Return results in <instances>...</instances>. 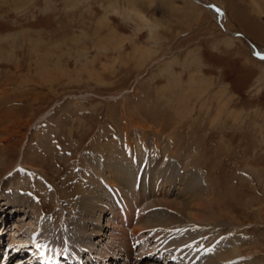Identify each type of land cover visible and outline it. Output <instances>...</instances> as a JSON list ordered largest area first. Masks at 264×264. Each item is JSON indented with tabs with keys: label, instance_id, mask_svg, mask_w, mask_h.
I'll list each match as a JSON object with an SVG mask.
<instances>
[{
	"label": "rangeland",
	"instance_id": "obj_1",
	"mask_svg": "<svg viewBox=\"0 0 264 264\" xmlns=\"http://www.w3.org/2000/svg\"><path fill=\"white\" fill-rule=\"evenodd\" d=\"M198 2L0 0V201L15 204L1 217L5 248L11 234L28 256L53 246L85 255L99 237L73 246L43 236L55 222L70 229L79 214L86 221L77 232H100V214H83L79 204H93L86 191L99 184L100 223L116 216V227L102 230L95 256L111 234V247L120 246L119 207L128 202L125 234L144 240L135 253L136 239L126 237L129 264H183L189 252L204 264L223 245L226 264H264V0ZM129 144L138 160H130L135 180L124 192L101 169L109 152L119 156ZM149 171H165L170 183L159 189ZM189 196L209 200L211 214L191 223L197 238L185 246L182 237L180 256L173 229L140 225L154 226L163 203L186 205ZM234 248L241 255L232 260Z\"/></svg>",
	"mask_w": 264,
	"mask_h": 264
},
{
	"label": "bare ground",
	"instance_id": "obj_2",
	"mask_svg": "<svg viewBox=\"0 0 264 264\" xmlns=\"http://www.w3.org/2000/svg\"><path fill=\"white\" fill-rule=\"evenodd\" d=\"M196 3H199L198 0H194ZM229 32V31H228ZM252 48H253V51L254 53L256 54H259L260 56H263V52L262 51H259L255 48L254 45H252ZM123 147V146H122ZM7 152V151H6ZM117 152V151H116ZM115 153V152H114ZM120 154V152H118ZM123 153H126V155H122ZM121 153L119 156L117 155H113V153L109 152L104 160V164L102 166V169L101 170H104L105 172H102L103 173V176L105 178H107V180H109L108 182H111L112 184L116 185V186H119L123 189V191L125 192V190H127V188H130L132 182L135 180L134 179V174L136 173L134 168L135 166H133L134 164H132V162H130V160H134V161H137L138 159L136 157L133 156L134 154V150H133V147L131 144L127 145L126 148H125V151ZM127 156V157H126ZM129 156V157H128ZM95 160V159H94ZM93 161V160H92ZM94 162V161H93ZM93 164V167L91 168V171L93 173V177H96V175L100 174L101 170L98 169L97 167V170L95 169V166L97 165V163H92ZM189 167V166H188ZM88 170V169H87ZM149 176H151L152 178H149L150 179H155V183H158L159 185H161L159 187L160 188H164L166 184H169L170 183V179H167V175L165 174L164 175V172H159V173H156L154 171H149ZM189 171H186L185 175L182 178L183 181H185V178L187 176H189ZM95 175V176H94ZM176 175V174H175ZM195 175V173L192 175V177ZM15 176V175H14ZM92 176V175H91ZM89 177V176H88ZM166 177V178H165ZM192 177L189 179L191 180ZM16 179H13L14 180V184L16 185L15 186V189H20L18 188L19 185H20V182H17V180L20 181L21 177L19 175L15 176ZM23 178V177H22ZM189 178V177H187ZM95 179V178H94ZM29 180V179H28ZM31 180V179H30ZM102 180V179H101ZM188 180V181H189ZM193 180V179H192ZM12 182V181H11ZM142 184L146 185V180H143V178L141 179L140 181ZM160 182V183H159ZM96 184V183H95ZM106 184V183H105ZM163 185V186H162ZM85 187V189L87 188V186L83 185ZM97 186V185H96ZM158 185L156 186L155 185V188H157ZM190 188V187H189ZM192 188V187H191ZM88 190H90V192L86 191L87 193H89L88 196H90V198H92L93 200V204L90 203L88 204L87 200H83L81 201V203H79L80 205L82 204L81 208H82V212L83 214L86 213L87 214H100L99 218L98 219H95L93 220L94 223L96 224V227L100 229V232H96L94 231V233H88L86 229L85 232L83 234L77 232L78 228L81 227V225H83V223L81 222H85L86 219L82 218V216L79 214L77 217H79V221L77 220V222H69L70 223V229L68 228H65L63 227L62 225H58L55 223L51 224L50 225V230L48 231L47 235H44V239L43 240H51L52 243L54 245H57V243H60V240L62 241L64 238H66L68 240V242L75 246L76 244L79 245L80 243H84L87 241V239H90L91 241L95 238V237H104L102 236L103 234V231H105V228L108 229V228H114L116 222L113 221L114 218H116V216H112L111 218H108L107 220V223L105 224L104 222L101 224V220H102V215L103 212L99 211V206L95 203L96 200L98 199H101L102 198V195L100 194V187H99V184H98V187H95L94 184H90L88 185ZM132 190V189H131ZM165 190V189H164ZM194 191V189H191ZM191 190H187L186 189V192L185 193H182L185 195H190ZM16 192V191H15ZM135 192V191H134ZM113 193V192H112ZM116 193V192H115ZM117 194V193H116ZM115 195V194H114ZM140 195V194H139ZM137 196L136 197V202H139V197L140 196ZM131 197V196H130ZM5 199H8L9 200V203L7 204H4L2 205L4 202V200H1L0 201V228L1 227H4L5 223H6V219H1V217L3 215H5V218H8L10 216V214H12V206L14 207V202L11 200V198H9V196L6 198V196H4ZM115 198V197H114ZM127 198V197H126ZM128 199V198H127ZM188 199H190L186 205L183 204V203H170V204H164L161 205L159 207L162 208L160 212H158L157 214H154L152 215L154 220L153 222L155 223L154 226H148L147 224H145V220L142 221L144 222L143 225H140L142 228L141 229H149L150 230V233L153 232V228L154 229H158L161 228V229H164L162 227H167L168 230L170 229H173L174 232H176L175 236H177L174 240H175V245L176 246V243L177 242H180V245H177V248H180L177 253H179V255H185V252L183 251V247H182V237L185 236L183 239L187 240L186 242H184L183 244H185V246L187 245H194V237L197 236H192L190 235V232L193 233L192 230H195V229H189L190 228V225L191 223H196V224H205L208 222V219L210 217L209 214H211V212L209 211V209H211V202L209 200H206V199H201L199 197H196L194 199H192L190 196L188 197ZM6 201V200H5ZM118 201V200H117ZM128 201H130V199H128ZM112 202V201H111ZM177 202V201H176ZM118 203V202H117ZM92 204V205H91ZM124 204V203H123ZM157 204V203H156ZM94 205V206H93ZM169 205V206H167ZM212 205V204H211ZM11 206V207H10ZM129 203L127 202V206H123V207H119L120 208V215H121V219H122V227H119V228H122V232H121V236H123L124 238H120L119 241H120V246H116L115 248H112L111 246L114 245V242H115V235L114 234H111V237L112 238L111 240H109V242L107 243V248H106V253L104 255H100L99 256H95L94 254H97V253H94L93 251L97 250V246L100 244L98 243H95V241H98L99 238H96L95 241H92L93 243L90 244L91 247V250H88L86 251V254H81L82 251H80L79 249H71L69 250V248H60L58 249L57 247L53 246L54 250L57 251V255H56V258H55V264H66L64 259L62 260V258L66 257V254H68V257L71 261H70V264H108L109 262H113L112 263H115V264H121L119 263V261H121V258H123V260H126L127 258V262H130L132 261V251H131V247L130 245L128 244V248L125 244V242L127 241L126 237H129L127 234H125V231L127 232V228L125 227L126 224L124 221H126L128 224L127 226L130 225V220H129V213H131V210L127 209L129 207ZM134 206V204H133ZM163 206V207H162ZM171 206V207H170ZM208 206V207H207ZM80 207V206H79ZM131 207V206H130ZM173 207V209H172ZM98 209V211L94 212L92 211L93 209ZM137 209V208H136ZM158 209V210H159ZM175 209V210H174ZM128 210V212H127ZM166 211L164 213H166L165 215L163 216H166V215H169V218L167 219V221L164 223V225H162L161 221H158L160 220V217L162 216V213L163 211ZM116 211V210H115ZM81 212V210H80ZM94 212V213H93ZM85 213V214H86ZM114 213V212H113ZM141 213V212H140ZM78 214V213H77ZM114 215H117V212L114 213ZM139 214H137V218L139 219ZM25 218H21L20 220H18L19 222H22ZM132 219V223H133V217L131 218ZM135 219V218H134ZM207 219V220H206ZM82 220V221H81ZM141 220V219H139ZM138 220L139 224L140 221ZM143 220V219H142ZM67 223V222H66ZM147 223V222H146ZM188 224V225H187ZM99 225V227H98ZM7 226V225H6ZM46 227H48L49 225H45ZM20 227V226H19ZM116 227V226H115ZM138 227V226H137ZM18 228V226H17ZM53 228H55L57 231L54 232V231H51ZM188 228V229H187ZM193 228V226L191 227ZM2 229V228H1ZM6 227L1 231L0 230V264L1 263V260H2V257L4 256L5 257V261L6 262L5 264H13V262H15V260H19L21 262L24 263V261H26L27 257H28V253L26 251L25 248L26 246L22 245V247H16V245L14 246V243H16V238L15 236L12 238H10V235H9V239H12V240H9L8 239V242H12L10 243L9 245L6 246V248L3 246L4 244H6V240L4 238V244L2 242V236L4 235L3 233L7 231ZM20 229V228H19ZM176 229H178V231H176ZM61 231L58 233V231ZM103 230V231H102ZM152 230V231H151ZM165 230H167L165 228ZM191 230V231H189ZM80 231V229H79ZM102 231V232H101ZM135 229L132 230L133 233L137 234ZM183 231V232H182ZM87 232V233H86ZM147 232V231H146ZM167 232V231H166ZM128 233V232H127ZM165 233V231H164ZM168 233V232H167ZM196 233V232H194ZM104 235V234H103ZM133 235V234H132ZM18 236V235H17ZM160 236H161V233H160ZM118 238V237H117ZM86 240V241H84ZM123 240V242H122ZM158 241H160V238L158 239ZM183 240V241H184ZM89 241V240H88ZM157 241V242H158ZM225 241V240H224ZM103 242V241H102ZM128 242V241H127ZM51 243V244H52ZM62 243V242H61ZM88 243V242H87ZM100 243V242H99ZM129 243V242H128ZM162 243V242H161ZM197 243V241L195 242ZM42 244V243H41ZM69 246V245H68ZM115 246V245H114ZM226 245H223L222 248L220 249V252L219 254L217 255L216 258H213L212 260H210V258H206L205 261H204V264H226L227 260L229 261L230 258H228L227 256L224 258L223 256H225V248ZM30 247V246H29ZM123 248L125 249L124 251L125 252H121V250L119 248ZM171 247V246H170ZM169 247V248H170ZM3 248V249H2ZM5 248V249H4ZM185 248V247H184ZM187 248V247H186ZM51 249V250H52ZM118 249V252L116 251ZM43 250V249H42ZM53 250V251H54ZM79 250V251H78ZM193 250V249H192ZM191 250V247H190V250L188 251H192ZM198 250V249H197ZM238 248H234V251L233 253H231L230 256L232 260L238 258L241 253V250H239ZM207 251V250H206ZM12 252V253H11ZM50 253V252H49ZM123 253V255H122ZM27 255L25 258L23 257V255ZM188 254V253H187ZM120 255V259H117V256ZM145 255V254H144ZM143 255V256H144ZM196 255H199L198 253ZM74 256V257H73ZM143 256H138V260H141V257ZM167 256V255H166ZM203 256V255H202ZM205 257V256H204ZM202 257V258H204ZM42 258H50L48 261H44L43 260V263L40 262V260ZM67 258H66V262H67ZM119 258V257H118ZM174 259V257H170L169 259ZM188 258H189V261L187 258L186 261L183 262V264H195L197 261H193V255L191 252H189L188 254ZM129 259V261H128ZM147 259V258H146ZM182 260V257L180 258ZM200 259V258H199ZM54 259L51 258V257H40L38 254H36L35 252H33V255L31 254L29 256V260L26 261V264H47L48 262H52ZM97 260V261H96ZM75 261V263H73ZM8 262V263H7ZM58 262V263H57ZM84 262V263H83ZM189 262V263H188ZM235 262V261H234ZM198 264V263H196ZM203 264V263H202ZM242 264V262H241Z\"/></svg>",
	"mask_w": 264,
	"mask_h": 264
}]
</instances>
